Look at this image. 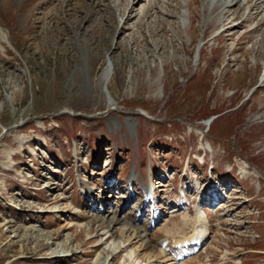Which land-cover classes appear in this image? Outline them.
Here are the masks:
<instances>
[{
    "label": "rangeland",
    "instance_id": "rangeland-1",
    "mask_svg": "<svg viewBox=\"0 0 264 264\" xmlns=\"http://www.w3.org/2000/svg\"><path fill=\"white\" fill-rule=\"evenodd\" d=\"M138 1L0 0V264H264V2Z\"/></svg>",
    "mask_w": 264,
    "mask_h": 264
},
{
    "label": "bare ground",
    "instance_id": "bare-ground-1",
    "mask_svg": "<svg viewBox=\"0 0 264 264\" xmlns=\"http://www.w3.org/2000/svg\"><path fill=\"white\" fill-rule=\"evenodd\" d=\"M37 1L39 2V0H22V2H21V4H20V13L21 14H23V15H25V14H27L28 12H29V10L32 8V6L34 5V4H36L37 3ZM141 1V0H140ZM140 1H138V2H140ZM253 1V0H252ZM264 2V0H255L253 3H252V7L254 8V10H258V9H260V5L262 4ZM63 4V3H62ZM52 5V4H51ZM67 5V4H66ZM35 6V5H34ZM190 7V4L188 5V8ZM56 9V8H55ZM228 9H230V8H228ZM224 10L223 11V16L225 17V16H228V12H229V10ZM189 13H190V10H189ZM56 14V13H55ZM59 14V13H58ZM191 14V13H190ZM56 16V15H55ZM19 17H22V16H19ZM223 17V18H224ZM28 18V17H27ZM227 18V17H226ZM226 18L225 19H223V20H221L222 22H221V24H224L225 23V21H226ZM228 20H230V19H228ZM125 21V20H124ZM189 21H191V17L189 16ZM233 21V20H232ZM242 22H244V21H242ZM232 23V22H231ZM228 24V23H227ZM241 23H239L238 25H240ZM238 25H236V28H237V26ZM231 28V27H230ZM227 29V28H226ZM226 30H223L222 32H225ZM165 32V31H164ZM221 32V33H222ZM227 32V31H226ZM250 32V31H249ZM220 33V34H221ZM219 34V35H220ZM217 37H219V36H217ZM105 74V76H104V78L106 79V77H107V79H108V72H106V73H104ZM103 74V75H104ZM156 196V194H153V196H151V198H154ZM145 203H147V202H144V204ZM178 210V209H177ZM203 215V216H202ZM204 217V221H203V218ZM184 218H186V217H184ZM207 218V216H206V214H203V212H202V209L200 208V211H196V212H194V217H193V220H191V221H189V220H185V219H183L181 222H179L180 223V225H179V223H178V226L177 227H179V231H180V234H185V232L187 231V230H189V228L191 229V235L187 238V239H185V238H183V237H181V238H179V237H177L176 239H175V241H174V243H175V245L178 247V248H181V247H183V246H189V244H193V245H197V244H199V242H201L202 241V239L203 238H205L206 237V235H207V228H206V226L204 225V224H206L207 226H208V224L207 223H203V222H206V219ZM155 219V218H154ZM154 221V220H153ZM174 227H176V226H174ZM176 229V228H175ZM178 230V229H177ZM178 232V231H177ZM177 232H173V233H170L171 234V238H175L174 237V235L177 233ZM169 233V232H168ZM179 234V235H180ZM208 234H209V232H208ZM168 237H169V235H168ZM179 238V239H178ZM194 242V243H193ZM202 243H203V241H202ZM201 244V243H200ZM181 245H183V246H181ZM58 258V257H57ZM45 259H47V258H45ZM98 262H96L95 264H97Z\"/></svg>",
    "mask_w": 264,
    "mask_h": 264
}]
</instances>
